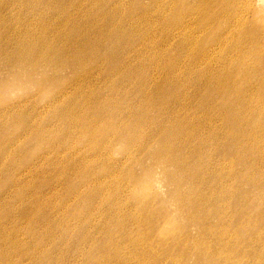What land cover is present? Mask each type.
Instances as JSON below:
<instances>
[{
    "label": "rangeland",
    "instance_id": "obj_1",
    "mask_svg": "<svg viewBox=\"0 0 264 264\" xmlns=\"http://www.w3.org/2000/svg\"><path fill=\"white\" fill-rule=\"evenodd\" d=\"M119 1L0 0V42L50 37L70 14L85 13L84 24L98 15L111 21L118 12L125 21L138 15L140 23L135 34L118 32V40L113 41L111 32L104 38L105 46H119L126 51L133 43L141 52L130 67L121 69L116 85H131L122 100L129 98L141 109L145 99H140L137 89L148 92L161 86L158 95L150 96L155 102L164 96L165 104L154 112L147 107L148 115L153 118L155 112L160 113L156 121H162L173 140L177 137L181 141L183 165L187 173L197 172L200 181L194 179L190 184L180 180L172 185L166 179L167 170L147 156L122 182L120 191L124 196L117 198L110 189L116 181L107 180L102 198H95L87 209L93 196L81 179L87 177L88 181L94 168L77 165L67 176L64 170L84 157L90 159L89 154L77 153L89 138L77 134L76 141L65 146L58 144L64 134L50 139L46 134L43 138L59 147L58 155H54L40 147L42 137L35 136L44 129L53 134L56 123H63L59 120L61 110L73 103L82 104L84 91L103 89L104 96H111V91L102 88L101 79L112 70L102 67L96 82L76 94L72 92L75 86L66 84L81 73L76 67L44 81L40 87L30 86L22 76L17 83L0 89V108L15 104L8 108V115L0 117V201L5 206L0 207V231L12 229L27 243L29 249L15 251L20 264H264V5L252 0H209L203 6L193 4V0L173 4L170 0H122L125 6L119 8ZM231 9L239 20L235 30L246 34L240 38V46H246L244 52L239 51L241 43L235 39L226 46L218 43L222 28L224 34L227 31L224 20ZM241 18L246 19L245 26H241ZM103 26L107 31L112 29L106 21L87 28L96 34ZM70 30L75 32L76 28ZM63 31L68 33L65 28ZM180 34L189 35V46L179 42ZM92 38L94 42L99 39L98 35ZM56 40L61 45L68 42L65 35ZM154 44L159 50L156 53L150 51ZM158 63L163 70H153ZM171 63L173 66L167 68ZM194 63L192 70L184 68ZM172 76L179 79L176 86ZM154 77L161 78L156 79L155 86ZM41 78L35 75L33 80ZM4 79L12 82L8 74H0V83ZM63 87L68 88L57 96L61 104L51 107L49 98ZM78 115L82 117L83 113ZM126 124L117 122L121 131L109 142L112 160L123 166L121 171L125 170L126 155L135 150L124 145L123 140L130 135ZM28 125L39 131L26 130ZM103 130L110 134L109 128ZM151 133L148 125L144 135ZM163 136H153L145 155ZM49 162L57 165L49 167ZM102 166L99 170L105 171ZM28 169L31 171L25 172ZM33 173L39 178L32 177ZM98 176H91L89 182L99 180ZM116 176L113 180L118 179ZM30 188L40 194V202L33 208L30 203L24 206L31 207L29 215L33 217L36 211H43V220L47 217L49 225L41 223L37 227L30 225L31 220L21 219L6 223V209L19 213L25 208L19 204L17 191ZM179 189L184 199L178 203L175 194ZM63 251H69L67 257ZM12 261L0 250V264Z\"/></svg>",
    "mask_w": 264,
    "mask_h": 264
},
{
    "label": "bare ground",
    "instance_id": "obj_2",
    "mask_svg": "<svg viewBox=\"0 0 264 264\" xmlns=\"http://www.w3.org/2000/svg\"><path fill=\"white\" fill-rule=\"evenodd\" d=\"M170 1L171 4L177 2V0ZM210 1L193 0L192 2L193 4L199 3L201 6H203L204 4ZM234 1L236 0H233V2ZM252 1L260 2V6L264 5V0ZM118 4L117 7L119 8L125 6L122 0H120ZM222 13H224V10H222ZM228 15H231L230 19H228ZM85 16V13L76 16L70 14L68 17L65 18L64 22L59 23L55 31H52L50 37H29V39L19 40L15 42H12L11 40H7V42H0V74H8V79L10 77V80H12V82H8V80L6 79H4L5 82L4 80H2V82L0 83V89L2 87H8L13 85L14 83H17L19 78L22 76H24V79H26L27 81H30V86L40 87L45 84L44 81H48L53 79L54 77H58V75L63 73L64 70L65 72H71V68L76 67L78 70L81 71V73L77 74L71 81L66 83L68 85L73 84L75 86L72 89V92L76 94L78 92L84 91L90 84L93 83V81L96 82V79L99 78L100 74L98 70H100L102 67H104V70L106 68L112 70L108 76L102 77L101 83L103 85L102 88H107L113 94L111 96H104L103 89H93L89 92L84 91V102H82V104H79V102L73 103V105H69V107L61 110L59 120L63 121V123H61L60 125H57L56 123V125L53 127L54 129H52L54 131L56 130L53 134L48 133V131L44 129L41 130L37 136H35V139L42 137V139L39 141L40 147L47 149L54 155H58L57 152L59 151H57V148L59 147H57L56 144H53L51 140H48L51 137L59 136V134H64V136H61L59 138V141L61 142H59L58 144H62L65 146H68L73 143V141H76L77 134L89 138V140H84L82 150L77 153L83 152V154H89L90 159L87 160L84 157L80 162H77L74 166L65 168L64 170V173L67 176L68 174L71 175V173L74 172V170L76 169L75 167L77 165H90L91 168H94V170L93 174L89 176V180L91 176H94L96 173H99V176L97 178L100 179L96 180L95 182H89V180L87 181V177L81 179L82 183L86 186V189L88 191H91L93 196L92 201L87 203L86 205L87 209L90 207L91 203L94 201L95 198H102L101 191L105 189L104 182L107 180L110 182L116 181L113 184L114 188H112V186L110 189H112L114 195L117 196V198H121V196H124L125 194L122 193L123 191H120L122 182L126 179L127 175L130 173L133 167L137 164H141V160L147 156L148 158L152 157V159L155 160L154 163L158 164V166L161 167L163 171L167 170L166 179L169 180L170 184L172 185H176L177 181L180 180L188 181L190 184L192 183L191 181L194 179L196 181H200V178L197 177V172L194 173V171H192L190 173H187V166H185L186 164L183 165L185 161L183 159L184 154H180V147L182 149V146L180 145L181 141L178 140L177 137L173 140V136L170 135L171 133L167 131L162 121H156L155 117H159L160 113L157 114V112H155L156 115L155 117L153 116L155 122L153 121V118L148 115L149 111L147 107H150V111L153 110L152 112H154V110L157 111V106H162V104H165V100L163 99L164 96H162L163 98H158L156 102L154 101V98L151 99L150 96L151 94L158 95V90L161 86L159 87L158 85L154 89L150 88V91L148 92L143 91L145 88L137 89L138 93H140V99H145V103H143V109H141L137 108V102L133 103V101L129 98L125 99V101L122 100V97L127 96L126 94L128 93V90L131 85H128L126 83L116 85V79L117 77H119V74H121V69L130 67L133 61L138 60L141 57V52L134 48L133 43L129 46L126 51L119 46H105L103 44L104 38L110 37L109 35L111 34V32V40L113 41L118 40V35H116L118 32L124 33V35H130L131 33L135 34L136 26L140 23L138 15L135 16L133 19L125 21V19L122 17L121 12H118V14H116V16L113 18L115 20V23L114 20H106L105 17L98 15L95 19H92L90 22L85 21L86 26L84 24V21H82L84 19L83 17ZM234 18L235 13L231 9L230 13L226 15V19L224 20L227 31L225 34L224 28H222V30L220 31L222 36L219 38L218 43L221 44V46H226L227 44L235 42L233 41L234 39L236 41H240V38L246 35L245 32L241 33L235 30L236 25H238L237 21L239 20L237 18H235L234 20ZM246 19L240 20L241 26L244 25V20ZM69 21H73L74 23L66 26L65 23ZM101 21L110 22L112 24V29L110 31H107L108 29L103 26V28L101 27L96 34H93L91 31H88L87 27L92 28V26H95L96 23ZM229 21L231 23H229ZM73 27L76 28L75 32H73V30H70ZM64 28L66 29V33L68 32L67 34L64 33ZM64 35L66 36V39H68V42L64 41L61 45L59 40H56V38L60 37L62 40ZM96 35H98L99 39L94 42L92 37ZM69 38H71V40ZM177 38L179 39V42L181 44L188 45L189 42L190 45L191 39L189 38V35L186 37L180 34ZM79 41L82 44H78ZM57 42H59V44H57ZM241 42L242 40L240 41V43ZM242 44L243 43L239 44L240 52H244V49L246 48V46L241 47ZM150 51L156 53L159 50L156 49V46L154 44L152 45V48H150ZM160 59H162L161 55ZM160 65L161 64L158 63V66H156V68L153 67V70H163L164 68ZM172 66L173 64L171 63L169 66H167V68ZM194 67L195 63L190 66H188V64H185L184 68H187L188 70L191 68L192 70ZM178 71L179 68L176 70L177 76L180 74ZM35 75H40V77L42 76V78L38 79L37 81L33 80ZM44 76H46L45 79ZM177 76H172L174 79L173 81L175 82L174 86H176L179 82ZM165 78L168 82L172 81L171 77ZM156 79H158L159 81L161 78L154 77L155 81H152L150 78V82L152 81L154 86L158 83L156 82ZM112 83H114V85H112ZM67 88L68 87L60 88V90L56 92L57 94L54 97L52 96V98L50 97L51 99L49 98L48 104H50L51 107H59V104H61V99L58 100L57 96L64 94ZM14 105L15 104L9 105L8 108L11 109L12 107H14ZM8 108H0V117L8 115L10 113V110ZM65 113L68 114V117L64 115ZM79 113H83V116L79 117ZM124 113H126V116L123 115ZM132 115L136 118V120H131L133 118ZM175 115L178 118L180 116L179 112H176ZM119 121H127L126 128L128 127V125L130 128V130L128 131L130 135L125 139L123 138L124 145L128 149H135L133 152L134 154L131 153L129 154V156L128 154L126 155L127 162L124 165V171H121L123 170V166H120V164H118L116 161L114 162L110 154L111 150L113 149L111 148L112 146L109 143L111 140L110 138L113 136L115 137V135L120 133L121 131L117 127V122ZM168 121L169 120H167V122ZM102 124L103 128H101ZM25 125H27L26 122H24V126ZM148 125L152 127L153 133L149 135H144V129ZM105 127L107 129L109 128V135H107V132L103 130ZM26 130L34 132L39 131L38 128L29 125L27 126ZM157 133H162L164 135L163 139L158 143L156 147H154V149H152L150 153H148V155H145V151L148 150V143L152 141L153 136ZM46 134L48 135L46 136ZM43 136H46L48 139L46 137L43 138ZM70 147H68V150L71 151L72 149ZM55 165L57 164L50 162L48 163L49 167L55 168ZM101 165H103L102 167L103 169H105V171L99 170ZM125 166L127 168H125ZM30 171L31 169H28L25 172L29 173ZM115 175H118L116 176L118 178L117 180H113V177ZM31 176L34 178L38 177L37 173L31 174ZM14 180L19 182V180L16 178H14ZM17 192L20 194L19 196L17 195V199L19 200V204H21L22 207H25L24 205L30 203V206L33 208L35 204H38L40 202V194L33 193V188H30L29 191H27V189H19ZM175 197L178 203L184 199V196H182L181 189H179V191H176ZM9 206L10 205H8V207L6 208H9ZM30 206H26L25 208L21 209L19 213H11L6 209L5 222L9 224L10 221L13 222L15 219H21L22 221L28 222L31 220L29 222L30 225L35 224L37 227L38 224L41 223L45 224V226H48L49 219L46 217V219L43 220V211H36V216L34 217L29 215V212L32 211ZM0 207H2L1 209H4L5 207L3 200L0 201ZM87 217L88 214H86L84 218L85 221L87 220ZM84 220L82 221L84 222ZM82 221L79 220L80 223ZM12 222H10V224ZM3 230L5 229H2L0 231V250L8 253L13 258L11 264H20V262H18L19 259L17 258L15 251H18L19 249L25 250L26 248H28L27 243L22 242L23 238L18 232L12 229L6 231ZM15 238L19 241L16 242L11 240ZM36 239L41 240L38 236L36 237ZM80 240L84 241L83 238ZM6 241H9L10 243L8 247L6 246ZM63 252V256L67 257L69 251H65L64 253ZM62 254L55 256H61Z\"/></svg>",
    "mask_w": 264,
    "mask_h": 264
}]
</instances>
